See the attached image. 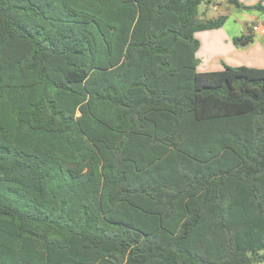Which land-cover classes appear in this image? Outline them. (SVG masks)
<instances>
[{
  "label": "trees",
  "instance_id": "16d2710c",
  "mask_svg": "<svg viewBox=\"0 0 264 264\" xmlns=\"http://www.w3.org/2000/svg\"><path fill=\"white\" fill-rule=\"evenodd\" d=\"M202 1L0 0V264L264 262V68L197 70Z\"/></svg>",
  "mask_w": 264,
  "mask_h": 264
},
{
  "label": "crops",
  "instance_id": "0c3cea01",
  "mask_svg": "<svg viewBox=\"0 0 264 264\" xmlns=\"http://www.w3.org/2000/svg\"><path fill=\"white\" fill-rule=\"evenodd\" d=\"M238 1L243 5H252L258 0ZM210 4L214 10L225 12L218 15H226L232 5L229 0H213L210 1ZM247 15L249 14H245V16ZM254 20L246 22V28L240 25L238 29H233L234 32L228 31L225 25L226 20L220 27L197 31L195 36L200 42L196 53L198 57L197 70L200 72L216 71L221 70L224 65L264 68V32L253 30L254 26L264 27V23ZM242 34H251L252 42L246 46L235 45L233 38Z\"/></svg>",
  "mask_w": 264,
  "mask_h": 264
},
{
  "label": "rangeland",
  "instance_id": "374dc122",
  "mask_svg": "<svg viewBox=\"0 0 264 264\" xmlns=\"http://www.w3.org/2000/svg\"><path fill=\"white\" fill-rule=\"evenodd\" d=\"M210 1L213 0H203L202 3L198 6V17L200 19L204 20V19L214 18L217 17L218 14L220 13H225L223 11L221 12L220 10L219 11L214 10L212 8V4H210ZM258 2L264 4V0H258L255 4H257ZM255 4L246 5V8L244 9L237 8L233 4L230 5V9L226 13L227 19L225 22L228 31L234 32L233 29L235 28L238 29L240 25L245 27L246 22H251V20L252 19L254 20L255 18L256 19L254 21L259 20L262 23H264V14L262 12H259L258 10L249 8L250 6H254ZM245 14H249L251 16L249 15L245 16ZM260 264H264V262Z\"/></svg>",
  "mask_w": 264,
  "mask_h": 264
},
{
  "label": "built area",
  "instance_id": "2783aa9c",
  "mask_svg": "<svg viewBox=\"0 0 264 264\" xmlns=\"http://www.w3.org/2000/svg\"><path fill=\"white\" fill-rule=\"evenodd\" d=\"M253 30H258V31H261V32H264V27L259 25V26H254L253 27Z\"/></svg>",
  "mask_w": 264,
  "mask_h": 264
}]
</instances>
